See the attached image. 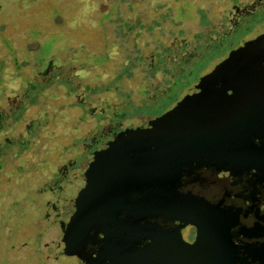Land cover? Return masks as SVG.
<instances>
[{"label":"rangeland","instance_id":"1","mask_svg":"<svg viewBox=\"0 0 264 264\" xmlns=\"http://www.w3.org/2000/svg\"><path fill=\"white\" fill-rule=\"evenodd\" d=\"M262 34L264 0H0V124L17 121L21 138L55 115L36 142L53 147L51 168L63 177L84 166L96 173L99 137L161 118ZM32 81L42 93L29 104L38 91L27 90ZM57 181L20 191L0 178V197L19 199L0 201V264H45L48 215L34 208L56 201L48 222L61 218L64 181Z\"/></svg>","mask_w":264,"mask_h":264},{"label":"flooded vegetation","instance_id":"2","mask_svg":"<svg viewBox=\"0 0 264 264\" xmlns=\"http://www.w3.org/2000/svg\"><path fill=\"white\" fill-rule=\"evenodd\" d=\"M121 131L99 137L96 173L84 166L63 177L61 218L48 222L57 202L45 203V241L50 237L42 251L45 264H264V153L238 176H219L208 164L174 169L169 177L174 189L165 196L177 201L176 218L150 221L149 200L160 202L163 190L149 194L148 187L135 186L123 192L128 159L134 157L130 148L137 142ZM255 143L261 146L259 139ZM142 157H136L132 172L144 166ZM131 215L145 219L142 234H128ZM80 221L96 224L80 233L75 229ZM140 251L146 253L137 261Z\"/></svg>","mask_w":264,"mask_h":264},{"label":"water","instance_id":"3","mask_svg":"<svg viewBox=\"0 0 264 264\" xmlns=\"http://www.w3.org/2000/svg\"><path fill=\"white\" fill-rule=\"evenodd\" d=\"M122 136L137 142L130 148L134 157L128 159L123 192L135 186L148 187L149 194L163 190L160 202L157 197L149 200L150 221L176 218L177 201L165 196L174 189L169 178L174 169L208 164L219 176H238L251 169L259 159L253 158V138L264 144V34L232 51L161 118ZM141 155L144 166L132 172V163ZM180 204L183 211L184 202ZM130 217L134 220L128 223V234H142L139 228L145 219ZM93 224L80 221L75 229L87 233L85 228Z\"/></svg>","mask_w":264,"mask_h":264},{"label":"trees","instance_id":"4","mask_svg":"<svg viewBox=\"0 0 264 264\" xmlns=\"http://www.w3.org/2000/svg\"><path fill=\"white\" fill-rule=\"evenodd\" d=\"M203 15L204 13L202 14V16ZM102 86L103 84L100 85L99 88H101ZM118 88L119 86L117 87V89ZM29 89L31 91L33 89L38 90L36 91L37 94L35 101H29V104L37 103L41 97V93H42L41 87L32 81L27 85V90ZM104 89L105 87L102 88V90ZM116 90L111 89V91H116ZM94 111L98 112L97 114L99 115L100 111L97 108H95ZM61 112H63V109L55 111L54 114H59ZM92 113L93 112H91L90 115ZM103 114L105 115L104 112ZM54 116L55 115L51 116V118L50 117L47 118L46 116L43 117L39 124H35L36 125L35 127L32 126L30 129H28L21 138L16 136L17 127L20 125L18 124L17 121L15 122V124H0V126L3 125V127H0V178H4V184H5L4 186L5 188H7V190L10 188H15L16 186L22 187L20 191L27 190L29 187H39V186L52 187L55 185V182L57 180H58L57 182L60 183L61 180L63 179L62 174L59 175V167L56 170L52 169L51 168L52 164H49L50 158L47 159L48 156L50 157L49 154L51 153L53 147H51L50 145L49 146L45 145L46 147L42 146V150H41L40 146L36 145V142L41 138L42 133L45 134L44 132L49 127L48 125L50 123L49 120H51ZM106 117L107 116L101 119H104L103 121H106L107 120ZM34 134L37 135L34 136ZM23 138H26V140H24L26 141L25 143L20 142L21 139ZM32 147L34 151V153L32 154V159L24 158L22 156V153L29 151ZM48 165H49V169L47 168ZM24 179H26L27 182H24ZM39 192H42L41 189H39L38 193ZM17 199L18 197H11V196L8 197L7 199L0 197V201L1 200L6 201L8 204L10 200H17ZM17 206L15 208H17ZM44 207L45 204L40 203V206L38 208L39 217L40 216L42 217L43 213H45Z\"/></svg>","mask_w":264,"mask_h":264},{"label":"bare ground","instance_id":"5","mask_svg":"<svg viewBox=\"0 0 264 264\" xmlns=\"http://www.w3.org/2000/svg\"><path fill=\"white\" fill-rule=\"evenodd\" d=\"M258 139H259V138H256V139L253 138V145H254V148H256L255 151L252 152V154L254 153V157H253V158H255L256 155H259V158H260V155H261L262 153H264V147H263L264 144L262 143L263 140H259L260 143H261V146H260L259 148L257 147V145H256V143H255V141H257Z\"/></svg>","mask_w":264,"mask_h":264}]
</instances>
